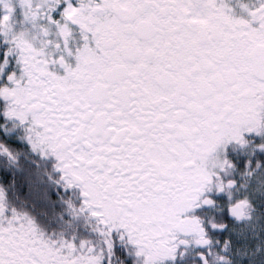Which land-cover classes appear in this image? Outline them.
<instances>
[{
    "label": "snow or ice",
    "instance_id": "6c2138e0",
    "mask_svg": "<svg viewBox=\"0 0 264 264\" xmlns=\"http://www.w3.org/2000/svg\"><path fill=\"white\" fill-rule=\"evenodd\" d=\"M0 264H264V0H0Z\"/></svg>",
    "mask_w": 264,
    "mask_h": 264
}]
</instances>
